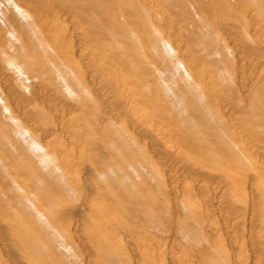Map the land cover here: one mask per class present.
I'll use <instances>...</instances> for the list:
<instances>
[{"label": "rangeland", "instance_id": "obj_1", "mask_svg": "<svg viewBox=\"0 0 264 264\" xmlns=\"http://www.w3.org/2000/svg\"><path fill=\"white\" fill-rule=\"evenodd\" d=\"M0 27V264H264V0H0Z\"/></svg>", "mask_w": 264, "mask_h": 264}, {"label": "bare ground", "instance_id": "obj_2", "mask_svg": "<svg viewBox=\"0 0 264 264\" xmlns=\"http://www.w3.org/2000/svg\"><path fill=\"white\" fill-rule=\"evenodd\" d=\"M6 2H7V0H6ZM6 5H7V4H6ZM1 6H2V5H1ZM7 7H8V6H7ZM4 8L7 9L6 7H4ZM10 8H12V7H10ZM8 9H9V8H8ZM14 9H15V8H14ZM2 11H3V10H2ZM8 11H11L10 14L12 15L13 10H7V12H8ZM13 14L15 15V13H13ZM4 15H5V14H3L2 16H4ZM7 15L9 16V14H7ZM14 15H13V16H14ZM5 16H6V15H5ZM8 16H7V17H8ZM28 16H29V15H28ZM12 18H13V17H12ZM12 18H11L10 20H12ZM16 18H17V17H16ZM7 19H8V18H7ZM7 19H6V20H7ZM14 19H15V17H14ZM8 21H9V20H8ZM12 21H13V20H12ZM15 21H16V20H15ZM19 21H20V20H19ZM21 21H22V20H21ZM10 22H11V21H10ZM10 22H9V23H10ZM13 22H14V21H13ZM17 23H18V22H17ZM6 24H7V22H6ZM13 24H14V23H13ZM13 24H12V25H13ZM14 25H15V24H14ZM20 25H21V23H20ZM20 25H19V24L17 25V26H18L17 28H20V30H19V29H17V30H19V31L21 32V30H22L21 28H22V27H21ZM22 26H23V25H22ZM24 26H26V25H24ZM24 26H23V28L25 29ZM2 27H3V26H2ZM13 27H14V26H13ZM3 28H4V27H3ZM7 28H8V24H7ZM7 28H6V29H7ZM0 29H1V27H0ZM24 29H23V33L25 32ZM26 29H27V28H26ZM26 29H25V30H26ZM7 30H8V29H7ZM27 30H28V29H27ZM8 31H9V30H8ZM8 31H7V32H8ZM2 32H3V31H2ZM5 33H6V32H5ZM28 33H29V32H28ZM26 35H27V38H28V34H26ZM17 36H18V35H17ZM21 36H22V34H21ZM23 39H24V38H23ZM25 39H26V37H25ZM25 39H24L25 42H26V41H29L28 39H26V40H25ZM30 41H31V40H30ZM29 44H30V42H29ZM27 45H28V43H27ZM35 46H36V45H35ZM18 47H20V46H18ZM5 54H7V53H5ZM12 54H13V53H12ZM24 55H25V54H24ZM26 56H27V55H26ZM10 57H11V56H10ZM36 57H37V56H36ZM17 58H18V57H17ZM28 58H29V57H28Z\"/></svg>", "mask_w": 264, "mask_h": 264}]
</instances>
